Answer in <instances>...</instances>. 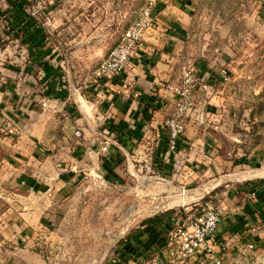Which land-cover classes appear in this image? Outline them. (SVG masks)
Wrapping results in <instances>:
<instances>
[{
	"label": "rangeland",
	"instance_id": "obj_1",
	"mask_svg": "<svg viewBox=\"0 0 264 264\" xmlns=\"http://www.w3.org/2000/svg\"><path fill=\"white\" fill-rule=\"evenodd\" d=\"M174 1L169 0V4ZM149 2L0 0V91L12 86L11 79L22 89L37 80L36 89L44 90L46 85L36 78L41 67L48 77V88L67 91V97L59 96L62 107L73 100V92L80 100L101 62ZM195 14L191 62L184 70L204 58L210 61V68L223 67L229 75L213 87L195 89L182 138L187 160L182 169H174V173L185 174L168 182L156 173V136L154 143L142 147L119 141L117 146L127 154L115 168L119 177L108 181L99 164L102 154L87 156L88 143L83 139L84 152L78 162L72 159L75 144L68 137L52 149L60 153L56 161L62 165L58 168L67 173L71 164L78 163V168L89 174L82 173L75 182L66 184L49 199L42 218H26L14 233L6 224L9 219L0 218V264H125L124 245L133 241L136 230L154 219L148 217L177 207L178 199L203 195L214 182L239 170L264 166V2L202 0ZM29 55H36L40 63H28ZM89 126L86 120L81 123L83 134L78 137L85 136ZM90 130L100 132L95 126ZM103 135L115 138L116 134L101 132L100 149L105 141L111 142ZM164 147L162 153H166L168 142ZM138 149L139 155L131 153ZM192 169L196 173H186ZM201 177L206 179V187ZM222 187L220 183L218 189L190 203V213L218 204L215 193Z\"/></svg>",
	"mask_w": 264,
	"mask_h": 264
},
{
	"label": "crops",
	"instance_id": "obj_2",
	"mask_svg": "<svg viewBox=\"0 0 264 264\" xmlns=\"http://www.w3.org/2000/svg\"><path fill=\"white\" fill-rule=\"evenodd\" d=\"M200 1L175 0L157 10L154 27L146 31L143 45L131 57L124 75L117 81L95 76L80 94V100L73 92V100L62 107L60 97H67V91L63 87L48 88V77L41 67H38L36 78L46 85L44 90L36 89L37 80L22 89L15 87V79H11L12 86L0 91V218L9 219L6 221L9 231L14 233L20 222L26 223V218H42L52 196L56 197L66 184L75 182L82 173L89 174L82 172L78 163L71 164L67 173L58 168L62 165L56 161L60 153L52 149L68 137L75 144L72 159L78 161L79 155L83 156V139L88 143L87 156L102 154L99 164L108 181L119 177L115 168L127 154L117 146L118 141L142 147L144 143H154L152 139L156 136L159 137L153 155L156 173L168 182H175L185 174L174 173L161 148L166 147L168 139L164 123L180 97L171 87L183 82L185 65L191 59L190 33L196 30L192 19L196 18L195 8ZM36 57L29 55L28 63H40ZM209 62L199 58L191 65L195 68L194 92L196 88H210L224 80L223 67L212 69ZM85 120L88 126L92 124L100 132L93 133L89 126L85 136L78 137L83 134L79 126ZM101 132L116 134L115 138L103 135L111 141L107 153L100 149ZM180 148L184 150L183 140ZM131 153L139 155L141 151ZM193 172L194 169L186 173L192 175ZM56 174L58 179L53 181ZM201 179L206 187V179ZM221 179L223 187L215 194L225 212L214 238L216 252L226 264H264V166L239 170ZM219 185L214 182L206 192L218 189ZM206 192L195 198L178 199L177 207L148 217L154 219L136 230L131 238L133 241L124 245L125 264H142L140 260L144 257L157 264H201L194 257L181 259L171 252L179 241V227L187 225L192 215L188 209L193 207L189 204L206 197ZM249 243H254L255 248L250 249Z\"/></svg>",
	"mask_w": 264,
	"mask_h": 264
},
{
	"label": "built area",
	"instance_id": "obj_3",
	"mask_svg": "<svg viewBox=\"0 0 264 264\" xmlns=\"http://www.w3.org/2000/svg\"><path fill=\"white\" fill-rule=\"evenodd\" d=\"M264 2V0H261ZM169 5V0H150L138 20L123 34L121 42L115 46L108 57L100 64L96 71L98 79H120L126 71L128 63L136 50L143 45L144 36L149 28L154 27L155 12ZM195 68L190 66L184 73L183 82L171 89L180 97L176 101L174 113L166 120L168 147L166 156L173 169L180 170L186 163L185 153L180 148L185 133V118L194 105ZM224 80L229 71L223 69ZM111 142L105 141L101 152L107 153ZM225 212L223 204L201 206L197 214L189 215L187 225L179 227V241L171 254L181 259L196 258L201 264H226L223 257L215 250L214 238L216 236L222 216ZM250 249L255 248L249 243ZM142 264H157L156 261L142 258Z\"/></svg>",
	"mask_w": 264,
	"mask_h": 264
},
{
	"label": "trees",
	"instance_id": "obj_4",
	"mask_svg": "<svg viewBox=\"0 0 264 264\" xmlns=\"http://www.w3.org/2000/svg\"><path fill=\"white\" fill-rule=\"evenodd\" d=\"M117 80H118V79H117ZM117 80H116V81H117ZM118 142H119V141H118ZM255 183H256V182H252L251 184H255ZM254 193H255L256 195L258 194L257 191H255V190H254ZM171 211L174 212V210H171ZM145 258H148V257H145Z\"/></svg>",
	"mask_w": 264,
	"mask_h": 264
},
{
	"label": "water",
	"instance_id": "obj_5",
	"mask_svg": "<svg viewBox=\"0 0 264 264\" xmlns=\"http://www.w3.org/2000/svg\"><path fill=\"white\" fill-rule=\"evenodd\" d=\"M229 178V177H228ZM221 181H222V179H221ZM219 183H221V182H219Z\"/></svg>",
	"mask_w": 264,
	"mask_h": 264
}]
</instances>
